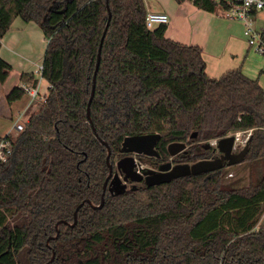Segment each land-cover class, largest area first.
<instances>
[{"label": "trees", "instance_id": "1", "mask_svg": "<svg viewBox=\"0 0 264 264\" xmlns=\"http://www.w3.org/2000/svg\"><path fill=\"white\" fill-rule=\"evenodd\" d=\"M192 4L227 10L210 0ZM145 14L143 0H0V46L14 19L37 25L48 84L23 130L3 137L11 152L0 162V264H264V228H256L264 213L262 174L240 188L223 186L221 170L105 193L100 209L84 204L70 226L80 203H100L108 173L101 141L112 163L122 157L125 137L158 134L163 161L168 144L183 142L187 150L176 157L194 163L216 156L203 148L209 140L250 131L242 163H263L257 80L240 69L208 77L201 49L166 38L167 25L147 29ZM10 71L0 58V84ZM19 81L8 104L37 78L21 74Z\"/></svg>", "mask_w": 264, "mask_h": 264}, {"label": "crops", "instance_id": "2", "mask_svg": "<svg viewBox=\"0 0 264 264\" xmlns=\"http://www.w3.org/2000/svg\"><path fill=\"white\" fill-rule=\"evenodd\" d=\"M143 3L146 12L165 13L169 16V23L165 32L166 38L183 45L197 46L201 49L206 66L205 72L208 77L216 79L227 71L240 69L246 77L256 79L258 85L264 91V59L254 55L249 56L251 49L247 46L243 37L244 27L240 22L226 18L221 10H219L220 12L215 10L212 13L200 10L188 0L180 3L176 0H164V5H159L155 9L151 7L148 1L143 0ZM251 18L254 28L261 33V38L264 41V12L252 13ZM233 33L235 36L232 40L231 35ZM37 36L46 43L37 25L34 23L25 24L16 18L8 32L1 39L0 58L11 67L6 81L0 84L1 134L5 131L7 134L9 133L18 112L24 110L23 116L26 117L30 108L36 104L34 101L28 104L29 100L22 101V99L8 104L6 97L14 86L21 85L19 81L21 74L34 72L21 70L25 63L20 59H26L25 55L28 54L27 51L31 48L33 39ZM13 74L15 79L10 82ZM46 85L48 86V84ZM28 119L29 117L25 118L26 122ZM13 132L12 130L10 132L12 138L18 134ZM259 166L261 167V174L264 176V160ZM256 228H264V213Z\"/></svg>", "mask_w": 264, "mask_h": 264}, {"label": "water", "instance_id": "3", "mask_svg": "<svg viewBox=\"0 0 264 264\" xmlns=\"http://www.w3.org/2000/svg\"><path fill=\"white\" fill-rule=\"evenodd\" d=\"M109 19H110V13L108 11V21L102 33V37L100 39V43L96 55L95 69L92 77L90 98L87 103L86 118L88 119L89 123H90L89 106L94 94L95 76L97 73L99 60H100V50H101L103 38L105 36L108 27ZM195 136L196 133H192L190 135V138H194ZM159 138L160 136L158 134H147V135L128 136L123 139L119 149V153L124 154L126 156L119 159L115 163L117 172L123 175L122 180L119 178L117 172L113 173V164L109 161L110 149L105 142L101 141L100 142L101 145L104 146L106 149L105 162L108 168V173L102 185L100 203L98 205H93L88 200L80 203L76 207L73 213L74 222L70 226H73L75 224L77 211L84 204H88L93 209H100L104 203L105 193H108L111 196H118L123 194L127 190L134 191L137 189L135 185H131L130 188H127L126 182L133 184L143 182V184L146 187H153L162 184H167L175 179L189 177V176H197L200 174L214 173L221 171L226 167L235 166L237 164L242 163L247 154L246 143L238 152H232L234 137L227 136L218 140L216 148L212 149V151L216 153V156L211 159H203L191 164L184 163V164L171 165L170 163H164L162 165H159L157 170L138 169L139 165L135 164V160L132 157V155L135 154L140 156L157 158L158 154L156 152L155 147ZM186 148L187 146L183 142H173L166 146V151L169 157H175L179 154L185 153ZM203 148L208 150L210 149V146L208 143H206L203 145ZM59 224H66V222H59L57 223V226ZM56 236L51 237L49 239H54L56 238Z\"/></svg>", "mask_w": 264, "mask_h": 264}, {"label": "built area", "instance_id": "4", "mask_svg": "<svg viewBox=\"0 0 264 264\" xmlns=\"http://www.w3.org/2000/svg\"><path fill=\"white\" fill-rule=\"evenodd\" d=\"M188 1L192 2L193 0H188ZM210 1H212L213 3L225 4L227 6V10L223 12L225 17L228 19L238 21L243 25L244 29L242 34L246 41L247 46L250 49H253L255 53L259 55H264V41L261 38V33L254 28L253 21L251 18L252 13L264 12V0H210ZM144 22H145V27L147 29H153L154 27L159 25H167L169 23V16L165 13L146 12ZM41 70H42V66L40 65L37 71L33 72V74L37 78V83L35 87L23 86L24 95L27 96L29 100L28 104H31L35 99L44 101L45 95L42 96L38 92V86L40 84L39 81L42 79ZM23 115H24V110L18 112V115L16 116L9 133L6 135L10 136L11 130L16 133H20L23 130L24 125L26 123V120L23 121V118H25V116ZM249 135H250V131L235 132V133H229L225 137L227 136L234 137L232 152H238L240 149L238 145L243 147L247 142ZM3 137L0 140V162H5L7 156L11 152L10 142L4 139ZM219 139L221 138L209 140L207 143L209 144L210 148L215 149ZM141 168H142L141 166L138 167V169Z\"/></svg>", "mask_w": 264, "mask_h": 264}, {"label": "rangeland", "instance_id": "5", "mask_svg": "<svg viewBox=\"0 0 264 264\" xmlns=\"http://www.w3.org/2000/svg\"><path fill=\"white\" fill-rule=\"evenodd\" d=\"M147 1L150 3L151 7L154 9L159 7V5H164V0H146V2ZM217 11L220 12L219 9H217ZM234 36H235V34L233 33L231 35L232 40H233ZM45 44L46 43H44V41L41 38H39L38 36L35 39H33L31 48L27 51L28 54L25 55L26 59H20L22 62L25 63V66L21 67V70H23V71L30 70L31 72L37 71L38 67L41 65L40 63L42 62L41 58L43 57ZM250 55H254V56L260 57V59L261 58L264 59V56L254 53L253 49H251L249 51V56ZM18 70H20V69H18ZM14 79H15V75L13 74L10 78V82H12ZM39 82H40V84L38 86V92L40 95L43 96L44 94H46V91H47V88H46L47 83L43 79H41ZM25 100L28 101L27 96H24L22 98V101H25ZM34 102H36L37 105L34 104L30 108V111L27 113V116L25 118L30 117L35 112H37V110L40 108L39 106H41V104H42V101H40L38 99H35ZM25 118H23V121L25 120ZM10 125H9V128L11 127ZM13 133H15V132H13ZM6 134H7V132L5 131V133L2 132V134L0 136L3 137ZM238 147L240 149L242 148L240 145H238ZM186 150H187V148H186ZM172 161H173V164H176V163L177 164H184V162L179 161L178 157H176V156L172 159ZM115 162H116V160H113L112 163L115 164ZM148 163H149V160L145 157L140 160V166L142 168L144 165L145 166L148 165ZM187 164H191V163H187ZM222 173H223V180H222L223 186L231 184L230 185V186H232L231 188L247 187L250 184H255V182L259 179L260 174H261V167L255 163H247V162L245 163L244 162V163H240V164H237L235 166H232V167H226V168L222 169ZM255 179H256V181H255Z\"/></svg>", "mask_w": 264, "mask_h": 264}, {"label": "flooded vegetation", "instance_id": "6", "mask_svg": "<svg viewBox=\"0 0 264 264\" xmlns=\"http://www.w3.org/2000/svg\"><path fill=\"white\" fill-rule=\"evenodd\" d=\"M158 154V153H157ZM122 155V157H120V158H118V159H116V162L119 160V159H121V158H123V157H125L126 155H124V154H121ZM132 157L134 158V160H135V164L136 165H139L140 166V160L142 159V158H147L148 160H149V163H148V165H144L143 166V168H141V169H151V170H157L158 169V167H159V165H162V164H164V163H170L171 165H176V164H173V161H172V159L174 158V157H169L168 158V160H162L161 159V157L159 156V154H158V157L156 158H152V157H146V156H140V155H135V154H133L132 155ZM115 162V163H116ZM184 163H187V162H184ZM113 164V163H112ZM115 172H117V170H116V167H115V164H113V173H115ZM118 173V175H119V178L122 180V177H123V175L122 174H120L119 172H117ZM126 185H127V188H130L131 187V185H135L137 188L138 187H140L141 185H144L143 184V182H140V183H129V182H126Z\"/></svg>", "mask_w": 264, "mask_h": 264}]
</instances>
